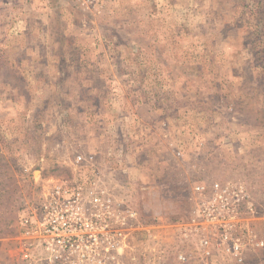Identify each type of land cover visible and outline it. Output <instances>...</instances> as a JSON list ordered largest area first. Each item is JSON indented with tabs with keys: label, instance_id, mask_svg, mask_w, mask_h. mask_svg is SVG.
<instances>
[{
	"label": "rangeland",
	"instance_id": "obj_1",
	"mask_svg": "<svg viewBox=\"0 0 264 264\" xmlns=\"http://www.w3.org/2000/svg\"><path fill=\"white\" fill-rule=\"evenodd\" d=\"M263 12L264 0H0V264H52L23 259V220L54 185L93 181L114 201L111 237L116 216L138 213L105 264H207L180 233L195 186L264 195Z\"/></svg>",
	"mask_w": 264,
	"mask_h": 264
},
{
	"label": "built area",
	"instance_id": "obj_2",
	"mask_svg": "<svg viewBox=\"0 0 264 264\" xmlns=\"http://www.w3.org/2000/svg\"><path fill=\"white\" fill-rule=\"evenodd\" d=\"M82 161L78 155L76 162ZM96 185L56 184L44 194L38 216L22 223L25 261L38 252L40 260L52 264H105L106 250L121 248L126 236L121 226L137 221L138 213L116 216L111 237L106 209L114 201ZM194 191L195 210L180 233L199 237L207 264H248L250 253L264 252V195L257 199L247 183L232 179L200 183ZM188 259L185 253L177 255L180 263Z\"/></svg>",
	"mask_w": 264,
	"mask_h": 264
},
{
	"label": "trees",
	"instance_id": "obj_3",
	"mask_svg": "<svg viewBox=\"0 0 264 264\" xmlns=\"http://www.w3.org/2000/svg\"><path fill=\"white\" fill-rule=\"evenodd\" d=\"M262 16L264 17V12L262 13ZM264 23L263 20H261V24ZM263 28H264V24H262ZM261 33H262V29H261ZM250 264H264V252H261L260 255L258 256L257 259H255L252 263Z\"/></svg>",
	"mask_w": 264,
	"mask_h": 264
},
{
	"label": "crops",
	"instance_id": "obj_4",
	"mask_svg": "<svg viewBox=\"0 0 264 264\" xmlns=\"http://www.w3.org/2000/svg\"><path fill=\"white\" fill-rule=\"evenodd\" d=\"M134 156H136V154H134Z\"/></svg>",
	"mask_w": 264,
	"mask_h": 264
}]
</instances>
